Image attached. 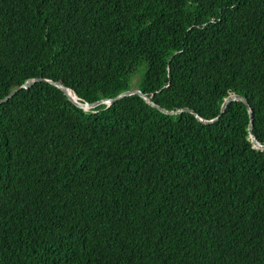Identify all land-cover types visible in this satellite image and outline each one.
I'll return each instance as SVG.
<instances>
[{"label":"trees","instance_id":"16d2710c","mask_svg":"<svg viewBox=\"0 0 264 264\" xmlns=\"http://www.w3.org/2000/svg\"><path fill=\"white\" fill-rule=\"evenodd\" d=\"M138 87L264 144V0H0V99ZM131 94L0 104V264H264V148Z\"/></svg>","mask_w":264,"mask_h":264},{"label":"bare ground","instance_id":"6f19581e","mask_svg":"<svg viewBox=\"0 0 264 264\" xmlns=\"http://www.w3.org/2000/svg\"><path fill=\"white\" fill-rule=\"evenodd\" d=\"M40 77H42L43 79H40L39 81H41V80H44V81H48V82H50V83H52V81H55V80H53V79H50V78H47V77H44V76H40ZM36 78V77H35ZM36 82H38V81H36ZM35 82V83H36ZM35 83H33V85L35 84ZM52 84H54V83H52ZM54 85H56V84H54ZM56 86H58V85H56ZM66 86V85H65ZM59 87V86H58ZM67 88H68V91H69V93H70V95L75 99V100H73L77 105H79L78 103H83L85 106H81V105H79V106H81V107H83V108H85V109H91V108H94V107H96V106H98L99 104H101V103H107L108 105H110L111 103H113V101H111V99L112 98H115V97H117V96H119L120 94H118L117 96H115V97H112V98H104V99H100V100H96V101H93V102H82V101H79L78 100V96H77V94H76V92L71 88V87H69V86H66ZM60 88H61V86H60ZM62 89V88H61ZM134 89H138L139 91H141V92H143L140 88H138V87H132V88H130V89H128V90H134ZM63 90V89H62ZM127 91V90H126ZM65 92V91H64ZM124 92V91H123ZM122 92V93H123ZM66 93V92H65ZM144 94H146L145 92H143ZM67 94V93H66ZM132 94H139V93H132ZM233 94H236V93H233ZM233 94H231V95H233ZM68 95V94H67ZM129 95H131V94H129ZM139 95H141V94H139ZM147 95V94H146ZM240 95V94H239ZM69 96V95H68ZM126 96H128V95H126ZM126 96H124V97H126ZM141 96H143V95H141ZM147 96H149V97H151L152 98V100L154 101V99H153V97L152 96H150V95H147ZM242 96V95H241ZM144 97V96H143ZM228 97H230V95L228 96ZM228 97H226V99L228 98ZM244 97V96H243ZM123 98V97H122ZM122 98H120V99H122ZM147 101H149V99L148 98H146V97H144ZM246 98V97H245ZM225 99V100H226ZM101 100H103L102 102H100V103H98V104H95V105H92V106H89L88 105V103H95V102H98V101H101ZM119 100V99H118ZM225 100L223 101V103H222V106H221V110H220V114L216 117V118H212V119H205V118H203V117H201L194 109H192V108H190V107H185V108H180V109H178V110H171V109H168V108H166V107H164V106H162V105H160V104H158L157 102H155L154 104H152L151 103V101H149L152 105H154V106H156V107H158L157 105H159V106H161V107H163V108H165V109H167V110H170V111H175V112H173V113H179V112H181V111H191V112H193L199 119L200 118H202V119H205V120H209V121H211V122H207V123H212V122H214V121H216L217 119H219L220 117H221V115L225 112V110H226V108H227V106H228V104L229 103H231L232 101H234V100H237V99H233V100H231V101H229L228 103H227V105H226V107H225V110L222 112V107H223V104H224V102H225ZM117 101V100H116ZM242 101V100H241ZM115 102V101H114ZM246 104V103H245ZM250 104V103H249ZM247 105V104H246ZM248 107V106H247ZM251 107V106H250ZM159 108V107H158ZM160 110H162L161 108H159ZM252 109V108H251ZM248 110H249V108H248ZM162 111H164V110H162ZM164 112H166V111H164ZM249 112H250V110H249ZM167 113H171V112H167ZM250 116H251V114H250ZM252 118H253V116L251 117V121H253L252 120ZM201 120V119H200ZM201 121H203V120H201ZM251 121H250V124H251ZM204 122V121H203ZM206 123V122H205ZM249 131H250V134H251V138H252V141H253V143L255 144V142H254V138H253V136L255 137V139L257 140V138H256V136H255V134L253 133V125H252V131H251V129H250V126H249ZM257 142L259 143V145H257V144H255V146L257 147V148H264V144H261L258 140H257Z\"/></svg>","mask_w":264,"mask_h":264},{"label":"water","instance_id":"95a60500","mask_svg":"<svg viewBox=\"0 0 264 264\" xmlns=\"http://www.w3.org/2000/svg\"><path fill=\"white\" fill-rule=\"evenodd\" d=\"M40 79H43V78H42V77H36V78L31 79V80H27V81H26L24 84H22L20 87H18L17 89L13 90L12 92H10V93H9L8 95H6L5 97L1 98V99H0V104H1L2 102H4V101H7V100H8L9 98H11L12 96H14V95H15L20 89H22V88H30V87L33 85V83H35L36 81H39ZM52 83L58 85L59 87L61 86V88L63 89V91H65V92L69 95V97H70L71 99L75 100V99L70 95V93H69V91H68V88L65 86V84H63V83L60 82V81H52ZM132 93H139V94L143 95L144 97L148 98L149 101H151L152 104L155 103V102L152 100L151 97L147 96L146 94H144L143 92L139 91L138 89L124 91V92L121 93L119 96H117V97H115V98H112L111 101L114 102V101H116V100H118V99H120V98H122V97H124V96H126V95L132 94ZM233 99L242 100L244 103H246L247 106H248V108H249V110H250L251 117L253 116V111H252V109H251V107H250V104H249L248 99L245 98V97H243V96H241V95H239V94H233V95H230V97H228V98L225 100V102H224V104H223V107H222V112L225 110V107H226L227 103H228L229 101L233 100ZM102 101H103V100L98 101V102H95V103H88V105H89V106H92V105L98 104V103H100V102H102ZM78 104L81 105V106H85L83 103H78ZM157 106H158L159 108H161L162 110L166 111V112H171V113L175 112V111L167 110V109H165V108H163V107H161V106H159V105H157ZM200 119L203 120V121L206 122V123H207V122H211V121H209V120H205V119H202V118H200ZM252 125H253V121H251V124H250V129H251V131H252ZM253 138H254V142H255V144L259 145V143L257 142V140L255 139L254 136H253Z\"/></svg>","mask_w":264,"mask_h":264}]
</instances>
